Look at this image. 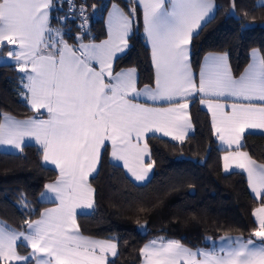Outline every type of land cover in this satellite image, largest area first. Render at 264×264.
<instances>
[{"label":"snow or ice","instance_id":"6c2138e0","mask_svg":"<svg viewBox=\"0 0 264 264\" xmlns=\"http://www.w3.org/2000/svg\"><path fill=\"white\" fill-rule=\"evenodd\" d=\"M139 2L156 68L155 89L143 92L136 89L134 70L116 74L112 71L116 53L127 46L132 23L119 8L111 14L110 39L103 44H81L74 50L57 32L60 39L56 42L63 47L42 53V45L45 49L55 46L45 42V33L50 31L47 25L51 0H0V46L19 49L9 51L8 56L20 62V71L27 73L25 88L32 108L44 109L49 117L16 120L5 116V122L0 124V144L22 151L24 138L34 137L43 146L44 160L60 170V179L46 186L59 201L57 208L28 224L27 233L0 227L3 264H107L106 253L116 256L115 243L83 237L76 225V209L93 207L94 190L88 177L95 171L101 149L109 141L112 156L123 160L136 180H145L152 164L144 166L148 145L141 146L139 142L148 132L165 136L176 133L173 138L183 141V130L191 127L186 98L194 92L207 98L202 102L213 113V127L220 141L229 147L239 146L247 129H264V56L254 52L253 63L238 79L226 55L211 56L200 73L198 87L194 81L188 45L194 30L212 12V0ZM93 62L99 65V71ZM106 78L110 82L106 83ZM142 95L173 106L155 108L135 103ZM220 98L238 102L226 112ZM224 161L225 170L230 167L229 161H235L237 167L247 171L257 196L264 192V165H255L247 153L239 151L224 156ZM254 216L258 227L251 235L260 243L237 238L235 246L220 249L223 255L192 252L178 241L159 247L153 241L143 251L148 264H264V206L255 209ZM21 239L31 247L29 255L17 252V241Z\"/></svg>","mask_w":264,"mask_h":264},{"label":"trees","instance_id":"16d2710c","mask_svg":"<svg viewBox=\"0 0 264 264\" xmlns=\"http://www.w3.org/2000/svg\"><path fill=\"white\" fill-rule=\"evenodd\" d=\"M215 1L216 14L192 39L191 60L197 78L209 51L228 53L236 76L249 63L252 48H259L264 56V6L258 0ZM74 2L76 8L70 11L66 0H52L50 31L45 38L62 37L76 47L83 41L105 38L107 11L116 2L131 17L133 32L128 51L116 59L115 70L135 67L139 85H153L154 64L138 0ZM9 49L10 45L0 46V54ZM26 75L18 64L0 65V124L4 114L19 118L36 114L28 101ZM191 117L195 132L183 141L148 138L154 174L146 184L133 182L122 167L111 162L109 145L104 149L99 170L90 180L94 209L79 215L78 224L84 235L118 245V254L108 264H142L143 246L156 237L177 240L191 249L210 247L223 236L259 241L251 235L258 227L253 211L264 204V197L257 200L251 195L245 174L223 171V151L210 114L198 97L193 100ZM243 149L264 164V134H246ZM57 177L55 170L45 166L43 149L38 146L26 145L19 154L0 153V221L27 230L48 206L40 197ZM18 250L30 252L22 244Z\"/></svg>","mask_w":264,"mask_h":264},{"label":"crops","instance_id":"0c3cea01","mask_svg":"<svg viewBox=\"0 0 264 264\" xmlns=\"http://www.w3.org/2000/svg\"><path fill=\"white\" fill-rule=\"evenodd\" d=\"M138 2H139V0H138ZM212 2H213V5H214L212 12L209 13V16L208 17H205V19L200 22V27L194 30L193 35H192V38H191V42L188 45V49H189V52H188V55H189V63H190L191 71H192V74H193V77H194V81H195L197 87L199 86L200 73L204 70L206 63L208 62L207 58H209L211 56L226 55V57H227V64H228V66H229V68H230L233 76L235 78H237V79L241 75H243L244 72L246 71V69L248 68V66L253 63V53L254 52H256L259 55H262L263 56V54H262V52H261V50L259 48H257V47L252 48L250 50V60H249V63L245 66V68L243 69V71L238 76H236L234 74V72H233V68H232L231 61H230V57H229V54L228 53H226V52H219V51H209V52L205 53V55L203 56L202 63H201L200 69H199L198 78L196 77L195 70L193 68L192 60H191V54H192V39H193V36L196 33H198L199 30L203 27V25L205 23H207L216 14V11H217V3H216L215 0H212ZM258 3L259 4H264V0H258ZM140 5H141V7L143 9L142 3H140ZM51 8H52V0H51L50 8L48 9L49 18H50V14H51ZM114 8H119L120 10H122L124 12V14L127 15L129 17V19L132 21L131 17L127 14V12L123 9V7L121 5H119L118 3L114 2V3L111 4V6L109 7V9L107 11V16H106L107 36L105 38H103L101 40H96V41H83V42H80V44L77 47L74 46V45H72V44H70V43H68V42H66V41H64V40L63 41L66 42L67 45H69L74 50L78 49L81 44H97V45H100V44H103L104 42L108 41L110 39V25H111V21H112L111 14L113 13ZM49 18H48V25H49ZM132 32H133V22L131 23V26H130V29H129V33H128V37H127V46L124 48V50L122 52H117L116 55H115V58L113 59V62H112V71H113V74L120 73V72H126V71H129V70H134L135 71V81H136V89H137V91L138 92H143L146 88H149V89H153L154 90L155 89V83L153 85H149V84L139 85V72H138V70L135 67L128 66V67H123V68H121L119 70H115V62H116V59L119 56H121L122 54L126 53L128 51V49H129V46H130V36H131ZM46 33H45V35H46ZM59 39L48 40V39L45 38V42L46 43H54L55 46L52 49H45L43 47V45H42L40 51L42 53H47L49 51L56 52L58 49H60V48L63 47L62 44L56 42ZM148 41H149V44H150V47H151V53H152V45H151V42H150L149 39H148ZM13 50L18 51L19 49L17 47H15V46L10 45V49L8 50V52L9 51H13ZM8 52L6 54H0V65H2V64H18V65H20V62H18L15 59H13L12 57H9L8 56ZM152 59H153V57H152ZM153 64H154V62H153ZM93 67H95L97 69V71H99V65L96 64L95 62H93ZM154 71H155V81H156V68H155V65H154ZM29 72H30V67H29ZM105 82L106 83L110 82V78H106ZM132 95L133 94L130 93L129 94V98H132ZM196 97H198L200 99L201 107L203 108V110H205L206 112H208L210 114L211 123H212V127H213V113H212V111L209 110V108L207 107V105L202 102L203 100H205L207 98L204 97L203 94H201L199 92H194L191 96H188L186 98L187 103H188V108L186 109V115L188 117V123L191 125V127L183 130L184 131V138L193 135L194 132H195L194 124H193L192 117H191V107H192L193 100ZM28 101H29V104H30V94L29 93H28ZM134 102L135 103L142 104L145 107L167 108V107L173 106L172 104H169L166 101H152V100L148 99L147 97H145L143 95L140 96V97H138V98H136L134 100ZM181 102H183V101H181ZM219 102L225 105V111L226 112H230L231 111V104L234 103V102H238V101H235L233 98H220L219 99ZM253 103L259 104L260 102L259 101H253ZM30 107H31L32 110H34L36 112V114L34 116L26 117V118H19V117H16V116L12 115V114H4L3 115V118H2L1 124H3L5 122V120H4L5 116L14 118L16 120H29V119H33V118H42V119H48L49 118L48 117V114L46 113V111L44 109H40L39 111H36L35 109L32 108L31 104H30ZM213 131L215 133V137H216L218 146L223 151V153H222V166H223V171L226 174L233 173V172H240V173L245 174V176L247 177L248 187H249V190L251 192V195L254 198H256L257 200H261L264 197V192H262V194L259 195V196H257L253 192L252 187H251V184H250V181H249L248 173H247V171L245 169H242V168L237 167L235 161H229L230 167L227 170H225V167H224V164H225L224 156L228 155L229 153H235V152H238V151L239 152H244V153H247L248 157L252 161H254L255 165H264L263 163H260V162L256 161L249 154V152H247L246 150L243 149L244 136L246 134H248V133L264 134V129H261V128L247 129L245 131V133L243 134V138L240 141V145L237 146V145L233 144L230 147L227 144H225L224 142L220 141L219 134L216 133L214 127H213ZM175 134L176 133H174L173 135H170V136H165L161 132H148V133H146L142 137L141 141L139 142L141 144V146H143L144 143H146L148 145L147 153L144 154V156H143V164H144V166H147L150 163L152 164L151 169L147 172V178L145 180H136V178L129 171L128 167H125L124 161L123 160H118V159H116V158H114L112 156L111 143L109 141H106L105 142V147L101 149L100 158H99L98 163L95 166V171L92 172L89 175V177H88V184L94 190V188L90 184V180H91V178L94 175H96V173L99 170L100 162H101V159H102V155H103L104 149L106 148L107 145H109V147H110V159H111V162L114 163L115 165H118V166L122 167L125 170V172L127 173V175L131 178V180L133 182H135L136 184H139V185L146 184L148 181H150V179L153 177V174H154V163H153V160H152L151 148H150V146L148 144V138L150 136H158V137H161V138L174 139L173 136ZM26 145H34V146H38V147H40V148L43 149V146L34 137H25L24 138V141H23L22 146H21L22 147V150H23V148ZM20 152H21V150L20 149H17L13 145H10V144H0V153L19 154ZM44 164H45L46 167H49V168L55 170L57 172V174H58L57 179L54 180V181H52V182H50V183H48L47 185L55 183L58 179H60V170H59V168L56 165L52 164L50 161H45L44 160ZM43 194H44V196L42 197V195H41L40 199H41L42 202L47 203L48 206L43 210L41 216L38 219H36L35 221H33L32 223H35L36 221L42 219L43 218V214L45 212H47L48 210L57 208L59 206V201L53 198V195L47 191V187H45V189L43 191ZM94 206H95V190L93 192V207L90 208V209H81V208H77L76 209V225L78 226L79 234L82 235L83 237H86V238H89V239H92V240L110 241V240L103 239V238L86 236V235H84L81 232V230L79 228L78 216L79 215H83V214H89V213H91L93 211V209H94ZM261 206H264V204L259 205L255 209H257V208H259ZM254 211H253V217H254L255 222L258 225V221H257L256 217L254 216ZM0 227H5L8 230L17 231V232H24V233H27L29 231V229H27L25 231H21V230L14 229V228L10 227L7 223H5L3 221H0ZM237 238H242V237H240V236H223V237L219 238L212 246L207 247V248H198V249H191V248L185 246L184 244H182L181 242H179V241L178 242L181 244L182 247L187 248V249H189L192 252H201V251L202 252H213V253H217V254L223 255V253L220 252V249L221 248H227V247H230V246H235V241H236ZM242 239L243 240H247V239H244V238H242ZM153 241L156 242V245L155 246L156 247H159L161 244L167 243L168 241H177V240H174V239H165L163 237H156V238L148 241L147 243H145V245L143 246V249H142V264H148V257H146V255L144 254V251L143 250L145 249L146 246H149V247L152 246V242ZM110 242L115 243L113 241H110ZM256 242L257 243H260L259 241H256ZM20 244H22L23 246L29 248L30 249V252L28 254H22V253H20L19 250H18V246ZM118 250L119 249H118V245H117V249H116L117 254H118ZM31 251H32L31 247L28 246L25 241H23L22 239L17 241V252L20 255H29L31 253ZM113 257H115V256H112L111 253H106L107 264L109 262V259H111ZM197 259H203V257L198 256ZM10 263L17 264V262H15V261H10ZM181 264H183V261H181Z\"/></svg>","mask_w":264,"mask_h":264},{"label":"built area","instance_id":"2783aa9c","mask_svg":"<svg viewBox=\"0 0 264 264\" xmlns=\"http://www.w3.org/2000/svg\"><path fill=\"white\" fill-rule=\"evenodd\" d=\"M69 3V9L70 11H73L76 8V4L74 2V0H66ZM83 16L85 17L86 14H83Z\"/></svg>","mask_w":264,"mask_h":264}]
</instances>
